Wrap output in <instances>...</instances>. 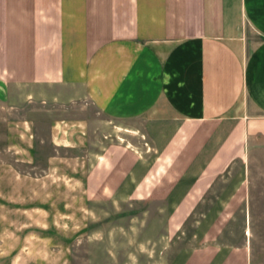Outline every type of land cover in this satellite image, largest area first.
Masks as SVG:
<instances>
[{
  "label": "crops",
  "instance_id": "crops-1",
  "mask_svg": "<svg viewBox=\"0 0 264 264\" xmlns=\"http://www.w3.org/2000/svg\"><path fill=\"white\" fill-rule=\"evenodd\" d=\"M11 98L108 121L87 198L158 199L181 225L213 203L176 264H264V0H0V108ZM237 210L243 240L218 243Z\"/></svg>",
  "mask_w": 264,
  "mask_h": 264
},
{
  "label": "rangeland",
  "instance_id": "rangeland-1",
  "mask_svg": "<svg viewBox=\"0 0 264 264\" xmlns=\"http://www.w3.org/2000/svg\"><path fill=\"white\" fill-rule=\"evenodd\" d=\"M74 117L88 124L64 121ZM106 123L81 105L11 98L0 108V264H176L205 242L196 234L203 226L199 216L213 203L199 205L181 225L168 220L172 204L158 199L112 203L86 197V168ZM242 226L237 210L214 240L240 243ZM252 239L264 260V234Z\"/></svg>",
  "mask_w": 264,
  "mask_h": 264
}]
</instances>
